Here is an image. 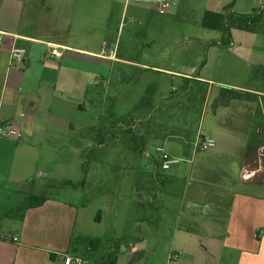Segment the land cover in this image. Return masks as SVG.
<instances>
[{
  "label": "rangeland",
  "instance_id": "obj_1",
  "mask_svg": "<svg viewBox=\"0 0 264 264\" xmlns=\"http://www.w3.org/2000/svg\"><path fill=\"white\" fill-rule=\"evenodd\" d=\"M203 7L204 0L203 3L183 0L181 5L172 7L175 24L170 36L168 31L164 34L157 28L159 23L167 24L162 16H155L152 24L156 28L148 30L146 22L131 16L126 17L123 28H119L118 19L110 21L111 40L117 43L116 55L131 63L108 61L102 76L94 77L87 91L75 97V104L70 102L67 111L73 129L68 138L60 136L39 150L42 170L36 175L44 176L35 179L36 191L0 190V235L18 229L29 205L44 197L56 198L84 207L77 219L70 255L83 256L90 264H132L126 255L135 243L126 237L118 240L114 237L139 229L140 235L147 238V223L174 224L176 215H166L164 210L171 192L180 196L185 190L209 192L216 182L205 180L206 175L220 168L232 174L237 160H214L215 150L236 151L241 142L249 140L254 144L249 149L253 153L264 144V100L260 99L264 97V81L249 85L255 67L236 78V83L247 87L240 90L242 100L223 99L221 86L183 80L152 68L187 71L183 67L195 63L192 76H197L204 66H224L225 56L219 48L225 47L215 44L222 33L203 29L204 21H211L207 14L201 16ZM236 32L252 35L240 39ZM232 34L235 45L241 42L250 48L264 47L263 34L231 28V41ZM195 37L207 39L204 50ZM207 46H215L212 48L216 53L208 55ZM145 97L148 103L140 104ZM127 116L128 123L115 124ZM217 130H221V136L216 135ZM224 130L233 137L223 135ZM210 134L224 144L218 141L214 148L200 151L198 142ZM157 148L180 161L162 170ZM170 173L177 175L176 178L168 179ZM51 178L57 179L59 188L53 186ZM130 199L134 201L132 205L127 204ZM187 200H191L189 195ZM170 206L176 207L174 203ZM126 215L129 220L123 225L122 216ZM153 243L147 253L162 257L166 239L160 235L158 239L154 237Z\"/></svg>",
  "mask_w": 264,
  "mask_h": 264
},
{
  "label": "crops",
  "instance_id": "obj_2",
  "mask_svg": "<svg viewBox=\"0 0 264 264\" xmlns=\"http://www.w3.org/2000/svg\"><path fill=\"white\" fill-rule=\"evenodd\" d=\"M181 1L0 0V31L4 34L0 46V122L11 121L18 132V136L0 138L1 191H36L35 179L44 176L36 175L42 170L39 150L60 136L68 138L73 129L67 111L71 108L70 102L73 104L76 96L87 91L94 77L102 76L108 61L131 63L118 54L114 60L98 56L103 46L116 52L117 43L111 40L110 21L118 19L119 28H123L126 17L131 16L146 22L148 30L156 28L152 24L155 16H162L167 24L159 23L157 28L164 34L168 31L170 36L175 24V14L170 9L181 5ZM196 1L203 3V0ZM162 2L170 3L165 13L158 11ZM260 4L261 0H204L201 16L223 15L226 10L250 14ZM203 29L214 31L209 27ZM236 33L240 39L252 35ZM257 34L264 35V31ZM233 37L234 34L232 47L219 48L226 60L223 67L204 66L197 76H192L195 63L183 67L187 71L152 68L183 80L195 79L206 85L245 89L247 87L236 83V78L240 73L264 65V47L250 48L241 42L235 45ZM196 39L204 50L207 39ZM14 46L25 51L21 68L10 67L9 53ZM52 46L59 47L60 58L48 57ZM212 47L215 46H207L208 55L216 53ZM186 62L190 63L189 60ZM216 132L221 136V130ZM230 133L224 130L223 135L232 138ZM206 136L214 138L215 144L221 142L213 134ZM252 145L247 140L241 142L236 151L215 150L217 158L214 160H237V163L232 174L220 168L205 176V180L216 182L213 190H185L181 196L175 192L167 196L164 210L166 215H176L174 224L165 221L147 223V238L140 235L139 229L132 234L130 231L120 233V238L117 237L119 234L115 235L117 240L126 237L135 243L126 259L132 264H264V166L249 179L241 176L244 163L253 159L254 152L249 150ZM67 148L71 149L70 146ZM167 175L168 179L177 176ZM10 180L14 183L10 184ZM50 180L59 188L57 179ZM188 195L191 200L186 201ZM177 198L180 199L179 207ZM130 200L127 204L132 205L134 201ZM83 208L51 197H44L40 205L27 207L18 229L0 235V264H61L63 255L71 254L73 250V234ZM122 220L126 225L129 217L122 216ZM122 231L125 232L124 228ZM160 235L167 243L163 256L156 257L147 253V249L154 237L158 239Z\"/></svg>",
  "mask_w": 264,
  "mask_h": 264
},
{
  "label": "built area",
  "instance_id": "obj_3",
  "mask_svg": "<svg viewBox=\"0 0 264 264\" xmlns=\"http://www.w3.org/2000/svg\"><path fill=\"white\" fill-rule=\"evenodd\" d=\"M170 7V3L162 2L158 11L160 13H165ZM3 33L0 31V46L3 43ZM10 67L11 68H21L24 66L25 51L20 47H12L10 50ZM61 51L58 46H52L48 52V57L57 59L61 56ZM102 58H107L114 60L116 56L115 49L109 50L107 47L103 46L98 54ZM18 136V132L14 128L11 121L0 122V138H10ZM215 146L214 138L210 136L203 137L197 144L200 151H205L211 149ZM159 152L158 159L160 161V167L162 170H168L172 165L177 164L180 160L177 158H172L168 153L162 150V148H157ZM264 166V144L256 148L253 159L250 162H245L241 169V176L243 179H249L253 177L257 172H260ZM16 239L14 238L13 241ZM61 264H90L89 260L83 256L64 254L62 257Z\"/></svg>",
  "mask_w": 264,
  "mask_h": 264
},
{
  "label": "trees",
  "instance_id": "obj_4",
  "mask_svg": "<svg viewBox=\"0 0 264 264\" xmlns=\"http://www.w3.org/2000/svg\"><path fill=\"white\" fill-rule=\"evenodd\" d=\"M206 16L208 19L211 18V21L206 20L204 21L203 25L211 29L219 30L222 33V36L221 39L218 40L216 43L221 47H228L231 44V37H230L231 28L240 29L250 33H260L264 31V0H261L260 6L257 9H254L250 14H237L228 11L225 15L209 13ZM189 80H195V79H189ZM257 80L264 81V65H260L252 69L249 78V82H250L249 85ZM219 91H220V96L223 97V99H231V100L243 99V93L238 89L221 86ZM247 93H252V92L250 90H247ZM254 94L258 95L257 92H255ZM260 99L264 100V97ZM145 103H148V99L146 97L142 99L140 104H145ZM127 118H129V116L116 120L115 124L118 121L126 124L128 123L126 122ZM82 165H83V169L85 170V164L83 163ZM43 202H44V198L29 206L40 205Z\"/></svg>",
  "mask_w": 264,
  "mask_h": 264
}]
</instances>
